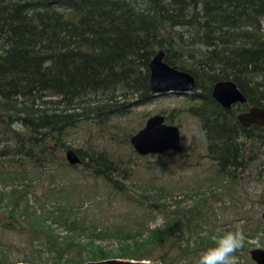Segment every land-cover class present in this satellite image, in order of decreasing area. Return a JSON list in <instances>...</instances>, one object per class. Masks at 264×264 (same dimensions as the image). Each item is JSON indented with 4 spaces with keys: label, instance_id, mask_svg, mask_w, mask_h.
Segmentation results:
<instances>
[{
    "label": "trees",
    "instance_id": "16d2710c",
    "mask_svg": "<svg viewBox=\"0 0 264 264\" xmlns=\"http://www.w3.org/2000/svg\"><path fill=\"white\" fill-rule=\"evenodd\" d=\"M158 49L168 65L193 77L187 112L200 124L215 174L233 179L255 142L264 145V126H241L235 108H222L210 90L218 80H231L246 99L241 107L264 104V0H0V179L14 184L0 191V210L10 218L11 232L43 239L52 264L111 257L196 264L212 244L195 217L168 210L154 197L149 205L163 224L145 225L142 238L143 229L125 232L130 245L113 252L72 235L53 239L52 211L35 214L27 203V172L53 165L61 172L79 166L122 192L113 176L125 174L112 156L73 149L80 162L69 165L65 139L79 121L102 128L150 100L148 62ZM59 212L64 226H77ZM259 232L264 234L255 226L247 237ZM251 246L245 242L239 251Z\"/></svg>",
    "mask_w": 264,
    "mask_h": 264
},
{
    "label": "rangeland",
    "instance_id": "374dc122",
    "mask_svg": "<svg viewBox=\"0 0 264 264\" xmlns=\"http://www.w3.org/2000/svg\"><path fill=\"white\" fill-rule=\"evenodd\" d=\"M188 95L190 93L153 95L127 113L111 117L105 127L79 121L68 131L65 139L68 148L103 151L115 159L119 172L125 174V177L113 176L123 188L121 193L112 192L101 180L89 176L79 166H66L63 172L55 165L47 170L30 169L27 172V179L22 180L30 185L27 203L35 214L42 208L52 211L53 218L49 221L53 239L56 236L60 241L72 235L81 244L91 242L104 252L123 249L130 245V240L123 238L125 232L143 229L142 238L146 233L145 225L153 228L163 224L162 214L149 205L154 197L169 206L168 210L185 209V218L195 217L201 225L200 234L208 236L211 241L224 231L242 227L245 242L252 245L249 249H264V234L259 232L255 237H247L255 226L264 230V219L260 216L264 210V145L255 142L246 162L235 168L233 179L216 175L214 163L205 156L206 142L200 124L187 112L191 104ZM154 114L167 116L170 123L178 126L179 152L139 156L132 149L128 138ZM13 185L0 179L2 192H7ZM56 203H60L63 209H59ZM58 209L77 226L70 229L69 224L64 226L58 218ZM9 222L6 212L0 210V262L52 264L42 238L30 240L24 234L11 232ZM46 223L49 222L46 220ZM180 223L185 231L184 219ZM188 240L193 244L194 236ZM236 255L239 264H254L248 252L239 251Z\"/></svg>",
    "mask_w": 264,
    "mask_h": 264
},
{
    "label": "water",
    "instance_id": "95a60500",
    "mask_svg": "<svg viewBox=\"0 0 264 264\" xmlns=\"http://www.w3.org/2000/svg\"><path fill=\"white\" fill-rule=\"evenodd\" d=\"M163 51L158 49L148 62V88L153 95L162 93L188 94L195 86L193 77L176 66L168 65L163 60ZM211 97L225 109L232 103H244L245 97L231 80H218L210 90ZM236 120L243 127L250 125L264 126V104L251 105L246 111L239 112ZM129 143L139 156L160 154L168 151L179 152L181 140L179 128L176 124L167 123L164 116L154 114L149 116L144 124L129 137ZM64 159L69 165L79 164L80 159L71 148L64 151ZM264 219V210L260 214ZM254 264H264V249L253 247L248 250ZM13 264H27L23 262ZM81 264H154L144 259L108 258L89 260Z\"/></svg>",
    "mask_w": 264,
    "mask_h": 264
},
{
    "label": "clouds",
    "instance_id": "9594fccd",
    "mask_svg": "<svg viewBox=\"0 0 264 264\" xmlns=\"http://www.w3.org/2000/svg\"><path fill=\"white\" fill-rule=\"evenodd\" d=\"M246 236L242 227L218 234L199 255L196 264H239L236 253L244 247Z\"/></svg>",
    "mask_w": 264,
    "mask_h": 264
},
{
    "label": "flooded vegetation",
    "instance_id": "af4514ba",
    "mask_svg": "<svg viewBox=\"0 0 264 264\" xmlns=\"http://www.w3.org/2000/svg\"><path fill=\"white\" fill-rule=\"evenodd\" d=\"M242 105L243 103H238V102H235V103H232L231 105H230V108L231 107H234L235 108V118H236V115L239 113V112H243V111H246L247 110V108L249 107V106H247V107H241L240 105ZM238 105V106H237ZM229 109V108H228Z\"/></svg>",
    "mask_w": 264,
    "mask_h": 264
}]
</instances>
